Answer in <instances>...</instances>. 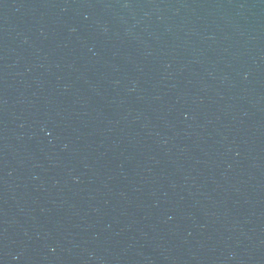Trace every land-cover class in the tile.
<instances>
[{
  "label": "water",
  "instance_id": "obj_1",
  "mask_svg": "<svg viewBox=\"0 0 264 264\" xmlns=\"http://www.w3.org/2000/svg\"><path fill=\"white\" fill-rule=\"evenodd\" d=\"M0 264H264V0H0Z\"/></svg>",
  "mask_w": 264,
  "mask_h": 264
}]
</instances>
